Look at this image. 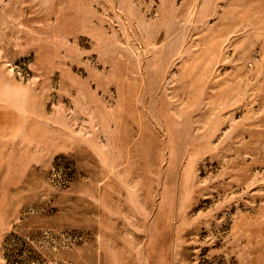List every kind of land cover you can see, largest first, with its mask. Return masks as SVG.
<instances>
[{"label": "rangeland", "instance_id": "374dc122", "mask_svg": "<svg viewBox=\"0 0 264 264\" xmlns=\"http://www.w3.org/2000/svg\"><path fill=\"white\" fill-rule=\"evenodd\" d=\"M0 264H264V0H0Z\"/></svg>", "mask_w": 264, "mask_h": 264}]
</instances>
